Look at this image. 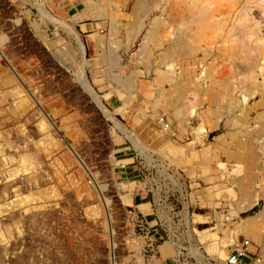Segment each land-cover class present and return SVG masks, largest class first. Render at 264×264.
I'll return each mask as SVG.
<instances>
[{"label":"rangeland","instance_id":"374dc122","mask_svg":"<svg viewBox=\"0 0 264 264\" xmlns=\"http://www.w3.org/2000/svg\"><path fill=\"white\" fill-rule=\"evenodd\" d=\"M128 1L123 10V0H95L108 11L94 17L81 0H0V53L7 54L0 55V264H174L172 241L147 245L135 224L134 191L146 194L139 212L192 255L184 264H225L217 252L227 255L243 237L263 254L241 224L264 207V164L260 171L252 161L264 140L263 120L255 121L264 96L254 93L262 84L264 0H199L203 15L163 13L182 0H140L128 15L135 0ZM140 18L145 26L135 37ZM104 52L121 58L112 75ZM121 77L134 86L126 89ZM161 114L170 117V135L157 124ZM205 144L229 177L215 157L198 165ZM236 161L245 162L243 173L233 172ZM251 181L259 195L246 206Z\"/></svg>","mask_w":264,"mask_h":264},{"label":"bare ground","instance_id":"6f19581e","mask_svg":"<svg viewBox=\"0 0 264 264\" xmlns=\"http://www.w3.org/2000/svg\"><path fill=\"white\" fill-rule=\"evenodd\" d=\"M98 1V0H97ZM110 1V0H109ZM125 1V2H124ZM139 1L140 0H135V1H133V3L131 4V8H130V12L128 13V15L130 14L131 15V13L133 12L134 13V11L136 10V11H138L137 9H140V4H139ZM156 1V0H155ZM167 1H169V0H167ZM172 1H174V0H172ZM37 2V6H39V9L41 10V12H43V13H49L50 14V12L48 11L47 12V9H45V8H43L42 7V4H40L39 3V1H36ZM81 2L85 5V6H87V11H88V13L89 14H92V15H94V17H100L104 12H107L108 11V9H107V6L104 4H101V5H96L95 3V0H81ZM114 2V1H113ZM143 2V1H142ZM152 2V1H151ZM165 2V1H164ZM171 2V1H170ZM169 2V3H170ZM182 2H183V7L181 6V7H174V6H172L171 4H168L167 3V5H165L164 7H163V10H164V12L163 13H166L167 14V11H171L172 9H175V13H176V15L177 14H179V12H181V10L183 9V11L184 10H187V11H189V12H191V13H193L194 15H198L199 13H201L202 15H203V11H202V9L203 8H201V2L199 1V0H191L190 2H187V1H184V0H182ZM149 3V2H148ZM155 3V2H154ZM172 3V2H171ZM174 3V2H173ZM120 4H121V6H122V9L124 10V9H126L127 7H128V5L130 4V1H126V0H123V2H120ZM143 4V3H142ZM145 4V3H144ZM143 4V5H144ZM175 4V3H174ZM177 4V3H176ZM204 4V3H203ZM139 5V6H138ZM154 6H156V5H154ZM143 7V6H142ZM148 7V6H147ZM142 9V8H141ZM111 9L109 8V11H110ZM143 13H148L147 11L145 12V9H144V7H143ZM148 10V9H147ZM135 11V12H136ZM149 11V10H148ZM186 11V12H187ZM214 11V10H213ZM172 12V11H171ZM113 13H114V11H113ZM169 13V12H168ZM173 13V12H172ZM185 13V12H184ZM109 14V13H108ZM107 14V15H108ZM145 14V15H146ZM189 14V13H188ZM201 14H199V15H201ZM206 14V13H205ZM115 15V14H114ZM171 15V14H170ZM173 15H175V14H173ZM172 15V16H173ZM175 15V16H176ZM180 15V14H179ZM192 15V14H191ZM49 16V15H48ZM167 16H169V15H167ZM207 16V15H206ZM50 17V16H49ZM51 17H53V19L54 20H56V18L53 16V15H51ZM50 17V18H51ZM102 17H103V15H102ZM111 17H113V16H111ZM143 17V16H142ZM178 17V16H177ZM183 17H184V14H183ZM200 17V16H199ZM144 18V17H143ZM143 18H140V20L141 21H139L138 20V29H136V31L134 32L135 33V37L141 32V28H143L145 25V22L143 21ZM163 18H164V16H163ZM169 18V17H168ZM179 18V17H178ZM166 19V18H165ZM203 19V18H202ZM156 20V17L154 18V19H152L151 20V23L153 22V21H155ZM176 20H177V18H176ZM175 20V21H176ZM211 20V19H210ZM209 20V21H210ZM214 20H215V22H216V19L214 18ZM168 21V20H167ZM169 21H170V19H169ZM172 21H174V20H172ZM208 21V22H209ZM115 22V21H114ZM130 22V21H129ZM134 22H135V20H134ZM178 22V21H177ZM111 23V22H110ZM160 23H161V21H160ZM165 23V22H164ZM173 22H171V24H172ZM175 23V22H174ZM117 24H118V22H117ZM116 24V25H117ZM166 24V23H165ZM134 25V24H133ZM150 25V24H149ZM162 25V24H161ZM168 26H169V24H167ZM64 26H67V25H64ZM71 26V25H70ZM70 26H67L68 27V31H69V34H71L73 37H75L78 41V43H79V45L81 46V48H82V50L84 51V53H85V46H84V43L82 42V40H81V38H80V36L75 32V31H73L72 30V28L70 27ZM129 26V25H128ZM152 26V25H151ZM154 26V25H153ZM173 26V25H172ZM249 26V25H248ZM165 27V26H164ZM114 28V27H113ZM166 29V28H165ZM126 31V30H125ZM133 32V31H132ZM155 33V32H154ZM153 34V33H152ZM157 35V34H156ZM187 35V34H186ZM142 36H144V38L147 36L146 35V33H145V35H142ZM152 36V35H151ZM100 38V40H103V35H101V36H99ZM154 37V36H153ZM0 38H2V36H0ZM133 38H134V36H133ZM181 38V37H180ZM154 39V38H153ZM133 40V39H132ZM181 40V39H180ZM1 41V40H0ZM2 42V41H1ZM144 42V41H143ZM147 42V41H146ZM161 43V42H160ZM115 44V43H114ZM141 44H143V43H141ZM140 44V45H141ZM178 45V44H177ZM160 46V45H159ZM180 47V46H179ZM128 49H129V47H128ZM127 49V50H128ZM167 49V48H166ZM181 50V49H180ZM184 50V49H183ZM82 51V52H83ZM169 51V50H168ZM170 52V51H169ZM193 52V51H192ZM117 53V52H116ZM140 53V52H139ZM144 53V52H143ZM189 53V52H188ZM3 54V53H2ZM120 55V54H119ZM132 55V54H131ZM3 56L5 57V55L3 54ZM161 56V55H160ZM169 56V55H168ZM6 58V57H5ZM102 58H103V61H104V64H105V70H106V72H107V74L108 75H112V71H111V69H113L112 67H116L117 69H121V65L119 64V61H120V59L119 58H117V56H115V54L113 53V52H110L109 54L108 53H106V52H104L103 53V56H102ZM169 59V58H168ZM215 62V61H214ZM146 63V62H145ZM182 63V62H181ZM150 64V63H149ZM165 65V64H164ZM166 65L169 67V68H171L174 64H172V63H166ZM263 67H262V69L260 68V76H261V82H262V84L260 85V86H257L256 87V90H254V93L256 94V93H259L260 94V96L259 97H263L264 96V65H262ZM222 68V67H221ZM225 68V67H224ZM115 70V69H114ZM175 71V70H174ZM181 71V70H180ZM183 71V70H182ZM184 71H186V70H184ZM188 71V70H187ZM187 73V72H186ZM185 74V73H184ZM204 74V73H203ZM85 76V75H84ZM115 76H117V75H115ZM185 76H187V75H184V77ZM118 77V76H117ZM197 77V76H196ZM183 78V76L180 78V79H182ZM186 78V77H185ZM188 78V77H187ZM85 79V78H84ZM184 79V78H183ZM182 79V80H183ZM189 79V78H188ZM198 79H200L199 77H198ZM197 79V80H198ZM87 80V79H86ZM185 80V79H184ZM116 81H119L120 83H121V85H125L126 87H133L134 85V83H135V80L132 78V77H121V78H119L118 80H116ZM172 81V80H171ZM173 81H174V79H173ZM172 81V82H173ZM176 82V81H175ZM185 82V81H184ZM183 82V83H184ZM197 82V81H196ZM260 82V83H261ZM178 83V82H177ZM198 83V82H197ZM84 84H85V88H86V90H88L91 94H94L95 92L92 90V88L90 89V87L91 86H89V84H88V82H86L85 80H84ZM216 84V83H215ZM124 86V87H125ZM125 87V88H126ZM124 88V89H125ZM128 88V89H129ZM127 89V88H126ZM130 91V90H129ZM253 93V94H254ZM1 94V93H0ZM242 94V97H241V100H242V107H243V109H244V106H247V103H248V100H249V96H247L246 94H244V92L243 93H241ZM129 95H132L131 93L129 94ZM250 95V94H249ZM258 95V94H257ZM169 97H171V96H169ZM96 99H97V101H99L100 100V97L98 96V97H96ZM235 99V98H234ZM22 100V99H21ZM171 100V99H170ZM261 100V99H260ZM256 101H258V100H255V103H256ZM169 102H172V100L171 101H169ZM174 102V101H173ZM172 102V103H173ZM182 102H183V100H182ZM179 103V102H178ZM258 103V102H257ZM256 103V104H257ZM260 103V102H259ZM263 103L264 102H262V106H263ZM101 104V103H100ZM232 104V103H231ZM230 104V105H231ZM240 104V103H239ZM167 105H169V104H167ZM233 105H234V103H233ZM241 105V104H240ZM255 105V104H254ZM253 105V106H254ZM260 105V104H259ZM258 105V106H259ZM103 106V105H102ZM171 106V105H170ZM169 106V107H170ZM235 106H237V105H235ZM251 106H252V104H251ZM250 106V107H251ZM176 107V106H175ZM239 107V106H238ZM256 107H257V105H256ZM168 108V107H167ZM171 108V107H170ZM240 108V107H239ZM258 108V107H257ZM3 109V108H2ZM177 109V108H176ZM175 109V111H177V112H174L175 114H176V119H178V122H179V119H180V117H179V114H178V112H179V109H177L176 110ZM242 109V110H243ZM246 110H247V108H245ZM250 109V108H249ZM5 110V109H4ZM241 110V111H242ZM251 110V109H250ZM249 111V110H248ZM258 111V110H257ZM146 114L148 115V113H143V116H146ZM236 114V113H235ZM257 115L255 116V121H259L258 119L261 117L262 119L261 120H263V123H264V110L263 111H258L257 113H256ZM150 116V115H149ZM184 116V115H183ZM159 117V116H158ZM157 117V118H158ZM258 117V118H257ZM183 118V117H182ZM237 118V117H236ZM242 118V117H241ZM247 118V117H246ZM245 118V119H246ZM168 123H169V125L167 126V127H165L162 123H160V127H161V129H162V131H163V133H165V134H171V126H172V122H171V120H170V117L168 116ZM181 120V119H180ZM244 122V121H243ZM229 123V122H228ZM244 124V123H243ZM42 125V124H41ZM248 124H246V126L244 125V127H243V132L245 133L244 134V137H241L243 140H241L242 142H241V144L243 145L244 144V147L247 149V147H250L249 145H250V142H248V141H246L245 139L247 138V139H249L248 138V136H246V133L248 132V131H250L251 129L247 126ZM254 125V124H253ZM122 127V126H121ZM213 127V126H212ZM228 127V126H227ZM262 127H264V126H262ZM205 128H203V127H200V128H198V130L200 131V132H204L205 130H204ZM256 129V128H255ZM258 129V128H257ZM228 130V129H227ZM249 133H247V135H248ZM254 135V134H253ZM221 136V135H220ZM234 137V136H233ZM219 138V137H218ZM217 137H216V139H218ZM222 138V137H221ZM224 139V138H223ZM233 139V138H232ZM261 139V138H260ZM53 140V139H52ZM220 140V139H219ZM239 140H240V138H239ZM259 140V139H258ZM166 142H168V141H166ZM219 142V141H218ZM261 142H262V144L260 145V146H258V144H256L257 145V149H254V147H253V149H254V151H256L255 152V154H257V155H254L255 156V158L252 160V161H254L255 162V164H256V168L258 169V170H260L261 171V169L263 168V156H264V140L262 139L261 140ZM139 143V142H138ZM221 143V142H220ZM231 143V142H230ZM221 144H223V143H221ZM214 145V144H213ZM252 145V144H251ZM165 146V145H164ZM216 145H214V147H215ZM240 146V145H239ZM213 146H212V144H210V145H206L205 144V146H203L200 150H199V153H200V156H201V159H200V162L198 161V165H200L201 163H202V161H208L211 157H215V159H216V161H217V164L219 165V167L220 168H222L223 169V171H224V173L227 175V177H229V170H228V166H227V164L224 162V161H222L221 159H219V158H217V156H213L212 155V153H211V150L210 149H213L212 148ZM244 147H243V149H244ZM219 148V147H218ZM221 148V147H220ZM241 148H242V146H241ZM252 148V147H251ZM243 149H241V150H243ZM222 151V150H221ZM234 151V150H233ZM246 151V153H247V150H245ZM251 151V150H250ZM180 153V152H179ZM240 153H241V151H240ZM252 154V153H251ZM232 155H234V153L232 154ZM246 155V154H245ZM253 155V154H252ZM168 156V155H167ZM228 156H230V155H228ZM239 156V155H238ZM254 156H252V157H254ZM169 157V156H168ZM240 158V157H239ZM248 157H246V159H247ZM249 159V158H248ZM250 159H251V157H250ZM155 159L154 158H152L151 159V162H153V163H155L156 161H154ZM181 160H184L183 158L181 159ZM177 162V161H176ZM157 163V162H156ZM161 164V163H160ZM244 164H245V162H244ZM244 164L241 162V161H236L235 163H234V169H232L233 170V172L234 173H236V174H240V173H243L244 172V170L246 169V168H244ZM255 164H253V165H255ZM25 165V164H24ZM23 165V166H24ZM165 165V164H164ZM163 165V166H164ZM176 165V164H175ZM252 166V165H251ZM28 168H30V167H28ZM255 168V169H256ZM168 169V168H167ZM31 170V169H30ZM247 171V170H246ZM245 171V172H246ZM249 171V170H248ZM252 171V170H251ZM232 173V172H231ZM246 175V174H245ZM258 175V174H257ZM174 176V175H173ZM244 176V175H243ZM254 176V175H253ZM252 176V177H253ZM256 176V175H255ZM240 177V176H239ZM36 178V177H35ZM250 178H251V176H250ZM257 178H258V176H257ZM260 178V177H259ZM247 179H249V177L248 178H246V180H245V182L246 181H248ZM254 179H256V178H254ZM240 180V179H239ZM243 181V180H242ZM252 181H253V179H252ZM252 181H251V183H252ZM234 182H235V180H234ZM240 182V181H239ZM238 182V183H239ZM244 182V181H243ZM241 183V182H240ZM258 183V182H257ZM264 183V182H263ZM249 184V183H248ZM239 185V184H238ZM248 185H246V184H244V188H246ZM249 190H248V192L247 193H245V198H246V206H251L252 204H254L255 202H257V199H258V195H259V192H258V189H257V184H256V182H253L252 184H249ZM240 187V186H239ZM242 187H243V184H242ZM242 190V189H241ZM261 192V191H260ZM42 194V193H41ZM26 197V196H25ZM240 198V197H239ZM13 201V200H12ZM30 201V200H29ZM243 201V200H242ZM240 203H242V202H240ZM16 205V204H15ZM240 206V205H239ZM245 206V207H246ZM244 208V207H243ZM89 209V208H88ZM101 213V212H100ZM245 220H244V222L241 224V229L243 230V232L247 235V236H249V237H254L255 239H258L259 241H261L260 243L262 244V247H263V254L261 255L263 258H264V207L261 209V210H259L256 214H254V215H252V216H250V217H247V218H244ZM244 234V235H245ZM258 241V242H259ZM172 245V244H171ZM218 245V244H217ZM217 245H216V247L214 248V250H216L215 252H217L218 250H219V245H218V247H217ZM173 246V245H172ZM172 246H170L169 245V243H165V245H163L162 246V250L164 251V252H166V254L168 253V252H170L171 253V251H173L172 250ZM250 246H251V244H250ZM249 246V247H250ZM225 249V248H224ZM196 250V249H195ZM218 253V255L219 256H221V257H218V258H220L219 260H221L223 263H224V258L226 257V252L224 253V252H220V251H218L217 252ZM216 255V254H215ZM224 256V257H223ZM216 258V260H217V257H215ZM219 262V261H218ZM250 264V263H249ZM251 264H257L256 263V261H252L251 262Z\"/></svg>","mask_w":264,"mask_h":264},{"label":"built area","instance_id":"2783aa9c","mask_svg":"<svg viewBox=\"0 0 264 264\" xmlns=\"http://www.w3.org/2000/svg\"><path fill=\"white\" fill-rule=\"evenodd\" d=\"M156 120L159 126H160V123H162L165 127L169 125L168 119L165 114H161L158 118H156ZM122 165L124 166L123 163ZM169 169L170 168H168V170ZM156 189L158 191V192L156 191L158 193L157 200L162 199V202H163V197H162L159 186L158 187L156 186ZM132 213H133V219L135 221V224L140 227V229L143 231V234L147 237V240H148L147 245H150L153 247L154 244H156L158 238L159 239L162 238V241L164 240L172 241L176 250L178 251V260L176 261L175 258L173 257L174 264H184L185 261L193 262L190 260V257H192V255L184 254V251H183L184 246L181 245L180 242L176 240L174 237L169 236L167 231L165 232L167 239H165V237H163V235L158 232L156 224L150 223V221L147 220L139 212L138 209L136 208L132 209ZM250 244H251L250 240L247 237H243L240 241L235 242L232 245V247L229 249L226 257L224 258V263L225 264H247L249 261L254 260L256 261L257 264H264V258L260 254H254V251H251L249 249Z\"/></svg>","mask_w":264,"mask_h":264},{"label":"crops","instance_id":"0c3cea01","mask_svg":"<svg viewBox=\"0 0 264 264\" xmlns=\"http://www.w3.org/2000/svg\"><path fill=\"white\" fill-rule=\"evenodd\" d=\"M0 44H2L1 41H0ZM2 53L5 54V53L2 51V52L0 53V55H2V56H3ZM5 55L7 56V54H5ZM5 59H6V58H5ZM7 61H8V60H7ZM8 63H9V62H8ZM10 66H11L12 68H14L12 61L10 62ZM13 70H14V69H13ZM0 93H1L0 98L3 99L5 94L3 93V91H1ZM15 93H16V94L19 93V89H18V88L16 89ZM24 99H26V97H23V100H24ZM147 119H148V118H147ZM123 158H125V157H123ZM126 158H129V157H126ZM129 198H130L131 203L134 204V205H136V206L138 207L137 209H138L139 211H142V212H143V210H145V209L147 208V206L140 207V204H142V203L147 204L146 194H144L143 192L134 191V192H132V194L130 195ZM147 213H149V212H147Z\"/></svg>","mask_w":264,"mask_h":264}]
</instances>
